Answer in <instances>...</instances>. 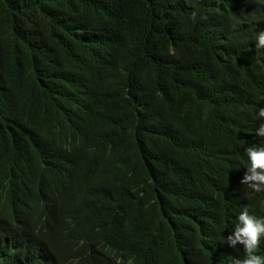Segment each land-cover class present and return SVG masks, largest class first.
I'll use <instances>...</instances> for the list:
<instances>
[{
  "label": "trees",
  "instance_id": "16d2710c",
  "mask_svg": "<svg viewBox=\"0 0 264 264\" xmlns=\"http://www.w3.org/2000/svg\"><path fill=\"white\" fill-rule=\"evenodd\" d=\"M241 2L254 0H0V182L5 178L11 192L3 200L12 197L17 172L54 174L59 164L48 155L77 140L107 155L117 174L113 208L93 218L110 233L126 234V243H154L169 255L174 229L164 218L182 222L178 216L191 212L190 186L173 174L174 160L187 158L192 144L223 155L244 149L242 112L257 99L256 83L264 84L260 53L232 40L218 47L204 41L207 21L230 22L221 11ZM248 23L235 24L246 45ZM179 61L204 81L211 67L217 83L187 77V100L177 87L162 90L166 109L184 112L167 115L156 131L154 81ZM214 95L222 100L215 115L198 114ZM166 192L180 200L160 209L154 200Z\"/></svg>",
  "mask_w": 264,
  "mask_h": 264
},
{
  "label": "clouds",
  "instance_id": "9594fccd",
  "mask_svg": "<svg viewBox=\"0 0 264 264\" xmlns=\"http://www.w3.org/2000/svg\"><path fill=\"white\" fill-rule=\"evenodd\" d=\"M220 15L230 22L214 24L209 19L205 44L226 46L232 40L237 47L244 45V52L260 53L264 62V0L231 4ZM241 18L249 19L248 45L235 27ZM192 69V64L182 61L177 67L169 63L156 77V131L167 125V115L184 112H169L162 103V90L177 87L187 100L189 92L182 88L187 77H198L197 85L217 83L211 67L205 81L191 73ZM172 70L183 76L172 78ZM252 94L257 99L240 115L244 149L223 155L210 144L199 150L191 139L189 156L174 160L173 174L190 186L191 212L178 216L182 222L164 218L174 229L169 255L158 252L154 243H126V234L110 233L93 218L113 208L111 193L117 190V174L107 155L102 157L72 140L48 155L59 164L54 174L17 172L12 178L14 193L6 200L11 192L3 186L5 178L0 182V214L6 213L0 218V264H173L169 258L183 264H264V140L259 139L264 138V84L257 82ZM258 101L263 105L254 115ZM220 104L222 100L214 95L204 105V113L198 114L211 118ZM157 185L159 190L164 187ZM194 197L197 208L192 206L197 202ZM179 200L178 195L166 192L161 197L157 194L154 201L162 209L168 205L161 203ZM25 223L26 231L19 233ZM180 225L186 229L176 230Z\"/></svg>",
  "mask_w": 264,
  "mask_h": 264
},
{
  "label": "bare ground",
  "instance_id": "6f19581e",
  "mask_svg": "<svg viewBox=\"0 0 264 264\" xmlns=\"http://www.w3.org/2000/svg\"><path fill=\"white\" fill-rule=\"evenodd\" d=\"M25 231H26V227L25 228L24 227H20V230H18L19 233H23Z\"/></svg>",
  "mask_w": 264,
  "mask_h": 264
}]
</instances>
